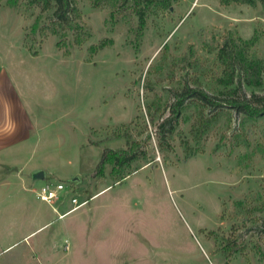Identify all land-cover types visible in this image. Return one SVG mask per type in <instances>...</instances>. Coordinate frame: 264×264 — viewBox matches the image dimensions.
<instances>
[{
    "label": "rangeland",
    "instance_id": "rangeland-1",
    "mask_svg": "<svg viewBox=\"0 0 264 264\" xmlns=\"http://www.w3.org/2000/svg\"><path fill=\"white\" fill-rule=\"evenodd\" d=\"M8 1L0 0V73L31 135L7 147L16 171L0 169V264H264V113L237 112L220 93L264 95V72L260 86L228 87L218 57L232 36L247 42H238L247 60L264 64L263 4L74 0L90 37L74 45L68 31L64 56L58 37L32 30L51 11ZM105 39L112 45L90 56ZM184 86L218 97L221 106L204 110L218 118L194 137L198 107L186 100L160 150L157 125L168 110L153 123L147 107L170 105ZM122 131L140 142V158L90 175L106 148H125ZM58 182L68 187L57 198L38 197ZM72 197L84 204L73 209ZM228 238L242 252L226 256Z\"/></svg>",
    "mask_w": 264,
    "mask_h": 264
},
{
    "label": "trees",
    "instance_id": "trees-1",
    "mask_svg": "<svg viewBox=\"0 0 264 264\" xmlns=\"http://www.w3.org/2000/svg\"><path fill=\"white\" fill-rule=\"evenodd\" d=\"M95 5L99 4V0H93ZM138 2V0H134ZM146 6L151 0H146ZM30 3H36L40 6L42 12L51 11L48 17V23L46 25H39L35 22L32 25V30L36 31L41 40L45 39L48 35H54L58 37L56 47L62 49V55L69 56L70 51L67 48L66 33L71 32V41L74 45H82L90 37L89 28L82 20V15L75 6L74 0H29ZM222 6L231 4L243 5L248 4L255 6L257 2H261L264 6V0H218ZM9 4H16L15 0H9ZM137 15L141 23L144 20V11L138 10ZM238 42L241 45H246L247 42L238 38L237 40L232 36L227 39L224 44L219 48L218 57L221 59L223 71L226 74V86L234 85V82H240L244 80L248 86H260L263 80L262 74L264 72V64L262 59L253 58L247 60L242 53ZM112 41L109 39L99 40L88 47L89 55L92 56L98 51L107 46H111ZM30 50V48H29ZM33 56L37 55L36 50L31 51ZM219 83L222 84V79H219ZM240 86V84L238 85ZM238 87H232L225 91H220L221 95L225 96L226 102L234 108L237 112H242L249 117L260 116L264 113V95L257 96L252 94L249 98H239L236 94ZM174 100L170 105L164 106L159 102L152 101V106L147 107V115L151 122H155V118L160 117L165 110H168V115L164 117L161 122L158 123V145L160 150L165 144V147L169 148V138L171 137L174 129L178 123V118L182 113L186 100L190 103L197 105V117L191 124L190 132L194 137L199 138L205 130L208 129L210 121H216L217 115L213 114L212 117H206L204 110L207 108H215L221 106L218 97L206 93L200 87L184 86L179 91L173 93ZM220 99V98H219ZM125 138V148L122 150L114 151L106 148L99 161L97 162L94 170L90 173L92 176L101 175L107 164H112L113 171L118 167H124L132 160L140 158L142 151L139 150V141L131 139V134L127 131H122ZM121 133V132H120ZM184 145V142L182 143ZM185 154H192L190 147L185 145ZM260 209H264V202L260 206ZM264 232V229H263ZM226 256H230L233 252H242V247L238 245L235 240L231 238L227 239Z\"/></svg>",
    "mask_w": 264,
    "mask_h": 264
},
{
    "label": "crops",
    "instance_id": "crops-1",
    "mask_svg": "<svg viewBox=\"0 0 264 264\" xmlns=\"http://www.w3.org/2000/svg\"><path fill=\"white\" fill-rule=\"evenodd\" d=\"M3 75H5L4 72L0 73V84L2 86L0 92V169L6 170V168H9L8 171L15 172L17 167L16 150L14 149L11 153L6 154L7 147L22 145L23 141L31 135V127L28 136L26 134L27 128L23 129L25 123L23 108L16 98L17 95L11 89L9 78L7 75L3 78Z\"/></svg>",
    "mask_w": 264,
    "mask_h": 264
},
{
    "label": "built area",
    "instance_id": "built-area-1",
    "mask_svg": "<svg viewBox=\"0 0 264 264\" xmlns=\"http://www.w3.org/2000/svg\"><path fill=\"white\" fill-rule=\"evenodd\" d=\"M66 187L68 186L62 182H58L54 185L44 184L38 189L37 194L41 200L50 201V199L52 198H55V197L57 198L59 192L65 190ZM71 202L73 203V209L84 204V202L79 203L76 197H72Z\"/></svg>",
    "mask_w": 264,
    "mask_h": 264
},
{
    "label": "water",
    "instance_id": "water-1",
    "mask_svg": "<svg viewBox=\"0 0 264 264\" xmlns=\"http://www.w3.org/2000/svg\"><path fill=\"white\" fill-rule=\"evenodd\" d=\"M33 178H36V179L42 178V173L41 172L34 173Z\"/></svg>",
    "mask_w": 264,
    "mask_h": 264
}]
</instances>
